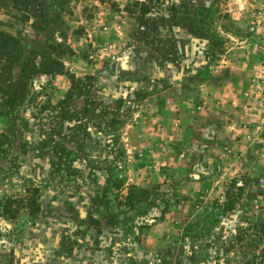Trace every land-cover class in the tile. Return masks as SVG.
Listing matches in <instances>:
<instances>
[{
    "label": "rangeland",
    "instance_id": "obj_1",
    "mask_svg": "<svg viewBox=\"0 0 264 264\" xmlns=\"http://www.w3.org/2000/svg\"><path fill=\"white\" fill-rule=\"evenodd\" d=\"M0 31L36 67L0 105V133L18 131L0 264H264V0H0ZM6 59L0 101L23 61ZM76 85L79 133L47 115ZM51 135L81 155L57 167Z\"/></svg>",
    "mask_w": 264,
    "mask_h": 264
},
{
    "label": "trees",
    "instance_id": "obj_2",
    "mask_svg": "<svg viewBox=\"0 0 264 264\" xmlns=\"http://www.w3.org/2000/svg\"><path fill=\"white\" fill-rule=\"evenodd\" d=\"M15 1V0H13ZM56 55V57H61L64 56L65 54H71V49L68 45L65 44H54L51 45V51ZM6 57V61L8 66L11 65L15 61H22L20 64L21 66V71L18 79H8L7 85L4 87L5 89L2 90L3 92V99L0 105H4V107L8 109L14 108L16 105L20 104L24 97L27 95V79L34 73V66H29L28 63L24 60V55L22 53V49L19 44V39L16 36L11 35L8 32L0 31V58ZM62 64L57 63L56 65L54 64H49L48 66L45 65L44 70L45 72L51 73L54 70L61 71ZM83 87L76 85L74 86L73 89H70L67 93V95L59 101V103L56 105L58 109L57 111L54 110H48L47 115H50L51 119L53 122H55L57 119H70L72 120L73 117L74 120L77 121L76 126H68V130L76 129L77 132H81L82 124L78 122L81 117V112L78 114H75L70 111V98L74 94V91L83 92ZM32 97V96H31ZM31 102H35V104L40 105V107L43 104L44 101H37L35 98H31ZM89 102L85 104V111L89 109L90 104L94 105V100H90ZM43 109V108H41ZM93 110V108H92ZM50 112H53L54 115L49 114ZM46 113V112H45ZM94 113V112H93ZM56 114V115H55ZM50 122V121H49ZM44 124V123H42ZM51 133L54 135L55 126L50 129ZM0 138L4 139L0 140V153L5 152V150L9 149L6 147L7 145L13 146L16 141V138L18 137V131H16V128H12L11 126L7 129L4 130L3 132L0 133ZM39 135H42V132L39 133ZM59 137L61 135H58ZM58 137V138H59ZM68 138L72 137L71 134L69 133L67 135ZM7 144V145H6ZM40 144V148H45L48 147L51 152L57 157V161L55 162V165L57 167H60L64 164L62 160H65V156L68 154H73L75 157H79L80 154V149H74V148H66V141H63L62 139H53L52 135L47 139V141H40L38 142ZM6 145V146H5ZM28 195H27V206H28V211L31 213L33 220L37 219L39 216H42L44 213V210H46V207L44 205H41L37 199L34 197V194L38 192V189L36 187L30 188L27 190ZM11 207H2V210L4 212H11L12 209ZM13 213V212H12ZM11 213V214H12Z\"/></svg>",
    "mask_w": 264,
    "mask_h": 264
}]
</instances>
